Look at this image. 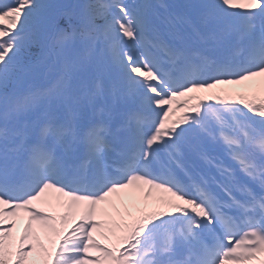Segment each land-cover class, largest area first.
I'll use <instances>...</instances> for the list:
<instances>
[{
	"label": "snow or ice",
	"instance_id": "1",
	"mask_svg": "<svg viewBox=\"0 0 264 264\" xmlns=\"http://www.w3.org/2000/svg\"><path fill=\"white\" fill-rule=\"evenodd\" d=\"M0 264H264V0H0Z\"/></svg>",
	"mask_w": 264,
	"mask_h": 264
}]
</instances>
